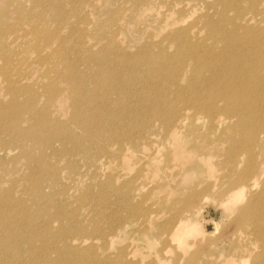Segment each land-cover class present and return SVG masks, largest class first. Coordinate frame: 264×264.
I'll return each instance as SVG.
<instances>
[{"label": "bare ground", "instance_id": "bare-ground-1", "mask_svg": "<svg viewBox=\"0 0 264 264\" xmlns=\"http://www.w3.org/2000/svg\"><path fill=\"white\" fill-rule=\"evenodd\" d=\"M101 1L0 0V264H141L127 244L110 251L129 218L108 231L105 211L126 208L143 230L158 205L199 212L197 182L226 195L222 203L244 200L242 211L256 217L232 256L217 247L212 259L222 260L204 264H264L263 151L237 170L235 148L224 150L231 134L212 135L221 124L248 128V149L264 141V109L244 105L264 88V47L253 46L264 40V0H128L108 18ZM159 7V22L178 26L158 39L138 26L133 46L121 45L125 10L137 20ZM196 147L214 155L199 160ZM140 160L134 179L120 181ZM137 182L148 187L141 199ZM185 211L156 225L158 251L174 243L175 263L196 264L189 246L205 234ZM150 264L164 262L156 255Z\"/></svg>", "mask_w": 264, "mask_h": 264}, {"label": "rangeland", "instance_id": "rangeland-1", "mask_svg": "<svg viewBox=\"0 0 264 264\" xmlns=\"http://www.w3.org/2000/svg\"><path fill=\"white\" fill-rule=\"evenodd\" d=\"M130 2L131 1L128 0H104V1L102 0L100 5V11L103 12V14L101 16H103V18H108L109 15H111L114 10L120 9L122 12L123 9H129ZM160 8L163 7H159L155 11L147 10L146 13H144L143 15H139L137 20L136 19L130 20L129 17L127 16L129 11L125 10L124 15L126 16V18L124 19L123 27L118 35L120 42L122 43L121 45L133 46V43L135 42V40L133 39V32L135 31L136 28H138V26L148 27V29H151L154 37H156L157 39L160 37V35L166 33L170 27H177L179 23H173L172 18L169 19L163 18L162 19L163 21L159 22V15L156 16L155 14L158 10H161ZM199 11H200L199 8H197V10L195 9L196 14ZM196 14L187 16L186 22L184 23L192 22ZM88 35L91 36L89 32ZM92 38L93 41L94 37ZM259 44L260 46L257 43L253 44L254 48H259V49H261V47L263 48L264 46L261 44H264V40H262ZM259 58L261 60H264V55H261ZM258 68L259 71H261V75L264 81V63L262 61L258 65ZM201 74L203 73L199 72L196 74V76L200 77ZM182 84L184 85L186 84V82L183 80ZM259 85L260 84L258 83L257 89L259 88ZM261 89L262 90L258 89V91L249 100L244 101L245 103L244 105L248 106L249 107L248 109H250L251 105L257 101L258 102L255 104V106L259 104L257 110L261 111L262 108L264 109V88ZM153 97H154L153 94H149L148 96L145 97L146 99L145 101H149ZM259 117L264 119L263 116H259ZM259 117H253V121L256 120L254 118H259ZM146 119H147L146 115H143L141 118L136 116L134 122L136 124H141ZM154 123H158V121H154ZM195 125H199V124L195 122ZM223 131H227L231 134L230 139L226 142L224 141V143H226L224 150L225 149L227 150V148L229 147L235 148L234 150L236 151L235 154L236 164H234V166L237 168V170L244 165V162H241V159H243V161L247 160L250 157L251 152L263 151L264 154V141L260 143L257 142L251 145L249 149L246 145L247 143L244 144L243 142L244 136L249 133L248 128L240 129L238 130L237 133H234L220 124L215 128V131L212 135L215 134L219 135L220 133H224ZM150 132H154V130H151ZM185 138L188 140V143L191 144L192 142L191 136L190 138L188 136H185ZM196 148L197 149L194 151L193 157L198 158L199 160H200V158L198 157L199 154H201V156H203L204 158H207V156L214 155V153H210L208 150H202L199 147ZM109 163H116V162L109 161ZM140 163H142V160L138 161L134 165H130L127 168H122V172H121L122 177L120 178V181L130 177L134 179L136 166ZM238 163L239 165L241 163L240 167H237ZM218 168L221 171L225 172L224 164H220ZM221 171H217L216 173H219ZM219 179L217 180V183H220ZM134 187H135V191L139 193L140 199L144 197V195L148 190L147 186L141 187L140 182H137L134 185ZM201 187H202L201 182H197V184L194 186V188L197 189V192L201 194L200 198L199 199L197 198L194 201V204L196 205L199 212H194L192 210H189L187 209V207L181 205V203L179 202L175 204V207L164 206V204L162 206L158 205L159 208L157 211L159 212L158 220L152 222H146L144 226H148V228H145L143 230L137 227V221L134 219V217L130 216L131 213L126 208L123 211L120 210L117 214H115V208L109 207V209L105 211L104 217L100 219L101 227H105L106 230L109 231L114 229L115 227L117 228L119 223H116L117 221L116 219H118V217H122L124 219L129 218V221L125 222L124 223L125 225L121 226V229H117V230L114 229L116 235L110 244V251L115 252V250L124 247V245L127 244L128 249L132 250L133 253H135L136 256L140 258L141 264H150V261L156 255L162 257L164 264H183V261L179 263L174 262L175 254L177 253L176 252L177 250L173 248L174 243L167 244L166 248L168 250L165 251L164 254L158 251L161 246V242L156 235L157 234L156 225L163 223V221H166V218H171V216L176 214L179 215V213H182L183 209H186L185 218L190 220L191 222L197 223L202 229L203 233L205 234V236L202 234L199 235L198 237H200L201 239L196 244L189 246V251H190L189 256L194 252H197L198 262L196 264H204L206 259L213 262L221 261L222 258L212 259L214 256H216L217 247L218 248L222 247L223 250H225L223 256L226 257L232 256L235 253V250L232 247H230V245H232L233 243H238L239 238L242 239L245 238L246 234H248L250 231L249 229L255 223L254 220H256V217H252L249 214L246 215V212L242 211L243 207L245 206L244 200H242L241 203L235 201L237 205L230 204L229 201H224L222 203L226 195H223L222 193H218L216 191L207 192L203 189L200 190ZM179 189L182 191L183 187ZM183 194L184 193L181 194V198ZM115 201H116L115 194L110 193V195L107 198V202L111 206H114L116 204ZM225 203H227L226 204L227 208H225ZM132 205L137 206L136 204H132ZM138 206L139 208H145L144 206H142L140 201H138ZM239 207L241 209L238 210ZM134 213H137V211H134ZM211 253L214 254L210 255ZM240 264H250V261L247 258L243 260V263L240 262Z\"/></svg>", "mask_w": 264, "mask_h": 264}]
</instances>
